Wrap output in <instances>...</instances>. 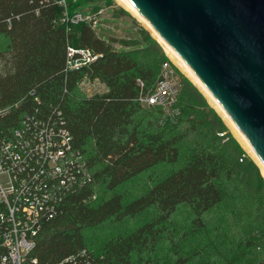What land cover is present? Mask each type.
Returning <instances> with one entry per match:
<instances>
[{"label":"trees","instance_id":"1","mask_svg":"<svg viewBox=\"0 0 264 264\" xmlns=\"http://www.w3.org/2000/svg\"><path fill=\"white\" fill-rule=\"evenodd\" d=\"M57 1L0 0V37L7 39L0 49V109H6L0 116V130L19 125L27 112L45 118L61 112L92 173L91 182L68 196L61 212L43 224L33 255L41 263L54 264L87 249L104 264H145L143 253L156 250L182 205L189 206L195 230L217 232L220 226L212 228L207 215L233 205L242 185L253 183L251 165L262 178L257 188L263 190L258 166L252 159L247 160L251 165L245 162L241 146L229 132L207 124L202 106L214 113L215 109L203 93L199 100L181 90L176 122H161V107L144 110L138 101L142 91L138 80L144 82V91L152 89L166 61L157 39L156 45L142 49L118 50L89 24L64 21V7ZM78 6L79 0H70V14ZM135 43L132 38L123 40L127 47ZM69 47L102 55L90 64L66 70ZM87 79L100 80L106 90L84 94L79 84ZM182 117L186 126L175 131ZM186 139L193 142L188 162L142 195L125 201L118 188L160 163L179 161ZM223 139L232 140L223 143ZM242 205L248 209L246 202ZM150 208L157 214L138 228L104 239L103 232L113 223ZM251 222L238 251L252 247L264 251V204L257 205V226ZM258 256L252 264H264V255ZM187 261L188 256L181 254L178 263ZM224 261L232 264L233 258L223 256Z\"/></svg>","mask_w":264,"mask_h":264},{"label":"built area","instance_id":"2","mask_svg":"<svg viewBox=\"0 0 264 264\" xmlns=\"http://www.w3.org/2000/svg\"><path fill=\"white\" fill-rule=\"evenodd\" d=\"M70 0H58L64 7L63 20L87 23L98 31L106 7L92 11L76 10L70 14ZM73 2L77 0H72ZM78 55V56H77ZM102 54L90 49L68 48L66 70L95 61ZM178 69L169 57L162 65L155 86L142 91V106L161 107V122L177 121L181 110L178 97L181 83ZM96 80H83L91 85ZM6 109H0V116ZM92 173L61 112L45 118L27 112L19 125L0 130V264H44L33 255L37 236L45 222L56 217L65 199L83 189ZM47 264V263H46ZM54 264H104L101 258L82 249Z\"/></svg>","mask_w":264,"mask_h":264},{"label":"rangeland","instance_id":"3","mask_svg":"<svg viewBox=\"0 0 264 264\" xmlns=\"http://www.w3.org/2000/svg\"><path fill=\"white\" fill-rule=\"evenodd\" d=\"M101 6L106 7L104 15L102 16L104 18L102 22L107 25L102 28V24L100 23L98 31L96 32L103 39L110 40L115 48H131L133 50L145 48L150 43V45L157 44V38L152 34L151 30L119 0H92L86 2L79 0V6L76 9L87 12ZM131 38L135 40V45L132 47L125 46L123 40H129ZM157 40L162 46L161 53H164L166 60L171 57L173 61H175L174 57L165 48L163 43L159 39ZM6 44L7 39L0 37V49L4 48ZM174 65L178 69L177 76L181 83V90L183 89L182 91L188 96L194 94L200 100L199 93L201 94L203 92L192 79L182 71L177 62H174ZM79 88L86 95H93L96 92H103L106 90V86L100 80H97L96 83H92L91 85L87 83L82 84V82H80ZM203 95L208 102V98L204 93ZM209 104L215 109V113L210 111L208 107H205L202 101L200 102V105H203L202 108L207 112V124L215 128L225 129L224 132H229L230 136L237 140L241 146L243 152L241 156L245 159V162L252 159L258 166V170L264 180V173L257 159L235 136L230 125L210 101ZM143 108L144 110H148L146 106H143ZM185 126V118L182 117L175 131L179 132L183 130ZM231 140L225 141L223 139L222 142L227 143L231 142ZM180 147L181 156L176 163H160L151 170L121 185L118 191L124 193L125 201L137 198L145 193L157 181L174 170L184 166L189 160L193 142L186 139ZM247 164H250V162H247ZM251 167L254 176L253 183L242 185L238 199L233 203L234 206L228 204L226 208H222L220 211L213 210L207 215L209 221L211 220L210 226H212V228L220 226L217 232L211 231L207 233L195 230L192 225L193 215L189 206L182 205L173 215V223L170 224L165 233L163 232L156 250H148L143 253L146 257L145 264H156V261L158 264H183L182 262L178 263L181 254L188 256V261L184 264H203V262L208 259L216 263L218 260H222V263L218 262L217 264H227L225 261L223 262V256L226 257V259L233 258L232 264H252L257 262L260 258L258 254L264 255L263 250L257 249L256 247H252V249H248L247 251L237 250L241 244V240H244L247 236V229L250 230L252 228L251 220L253 224L257 226V205L264 204V189L259 190L257 188L258 182L260 183L259 179L262 180V178H258L256 169L252 165ZM243 202L247 203L248 209L244 208V205H242ZM239 207L241 208L240 210L238 209ZM156 214L157 210L155 208H150L136 217H127L122 222H118V224L113 223L111 229L107 228V230L103 232L104 239L111 235L131 232ZM244 221L245 223L243 224ZM255 240H257V236ZM221 252L223 256H221ZM149 255L153 257L147 259Z\"/></svg>","mask_w":264,"mask_h":264},{"label":"water","instance_id":"4","mask_svg":"<svg viewBox=\"0 0 264 264\" xmlns=\"http://www.w3.org/2000/svg\"><path fill=\"white\" fill-rule=\"evenodd\" d=\"M180 52L264 160V0H128Z\"/></svg>","mask_w":264,"mask_h":264},{"label":"bare ground","instance_id":"5","mask_svg":"<svg viewBox=\"0 0 264 264\" xmlns=\"http://www.w3.org/2000/svg\"><path fill=\"white\" fill-rule=\"evenodd\" d=\"M121 3H123L127 8H129L135 16L138 17L139 20H141L148 29L151 30L152 34L159 39L165 48L170 52V54L174 57L175 61L177 62L179 67L182 69V71L189 76L190 79L199 87V89L205 94V96L208 98L210 103L220 112V114L224 117L226 122L230 125L232 128L233 133L235 136L242 142V144L248 148L249 151L253 154V156L257 159L258 163L261 165L263 173H264V160L261 158V156L258 154L256 149L253 147L247 136L244 134V132L241 130L239 125L233 120V118L230 116V114L227 112L223 104L220 102V100L208 89L206 84L203 82V80L192 70L183 57L181 56L180 52L176 50L172 44H170L159 32L158 30L153 26V24L144 16L141 14V12L132 5L128 0H119Z\"/></svg>","mask_w":264,"mask_h":264},{"label":"crops","instance_id":"6","mask_svg":"<svg viewBox=\"0 0 264 264\" xmlns=\"http://www.w3.org/2000/svg\"><path fill=\"white\" fill-rule=\"evenodd\" d=\"M102 19H104V18H102ZM105 26L107 25L106 23H104V22H102ZM129 49H131V48H126V50H129ZM118 50H121V49H118Z\"/></svg>","mask_w":264,"mask_h":264}]
</instances>
